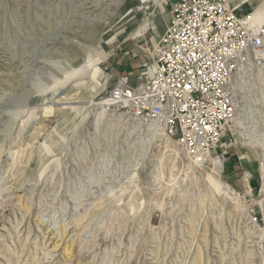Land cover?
Listing matches in <instances>:
<instances>
[{
  "label": "rangeland",
  "instance_id": "rangeland-1",
  "mask_svg": "<svg viewBox=\"0 0 264 264\" xmlns=\"http://www.w3.org/2000/svg\"><path fill=\"white\" fill-rule=\"evenodd\" d=\"M131 1L0 0V264H264V62L235 96L225 160L195 163L101 106L131 84L121 63L153 62L159 40L122 43ZM227 1L264 24V0Z\"/></svg>",
  "mask_w": 264,
  "mask_h": 264
},
{
  "label": "built area",
  "instance_id": "built-area-1",
  "mask_svg": "<svg viewBox=\"0 0 264 264\" xmlns=\"http://www.w3.org/2000/svg\"><path fill=\"white\" fill-rule=\"evenodd\" d=\"M263 62L264 24L252 14L227 0H178L138 84L118 81L107 100L163 129L195 163H214L226 158L235 96Z\"/></svg>",
  "mask_w": 264,
  "mask_h": 264
},
{
  "label": "crops",
  "instance_id": "crops-1",
  "mask_svg": "<svg viewBox=\"0 0 264 264\" xmlns=\"http://www.w3.org/2000/svg\"><path fill=\"white\" fill-rule=\"evenodd\" d=\"M177 2L178 0H164L161 10L162 15L155 16L154 19H150V21H144L143 14L136 11V5L138 6L139 1H131L130 10H133V12H131L132 15L135 13L132 18L135 20L134 18L137 17V20H131L127 26V33L126 36H124L122 43L133 49L135 45V42L133 41L141 43L142 47H145L146 45L149 47L153 46L166 32L167 22L172 13V7ZM133 49L131 51H134ZM130 58L131 59L128 63H121V70L128 75L131 84L136 86L139 82L140 75L145 71L144 66L146 61L144 60L143 63H141L133 56ZM229 170L231 172V169Z\"/></svg>",
  "mask_w": 264,
  "mask_h": 264
},
{
  "label": "bare ground",
  "instance_id": "bare-ground-1",
  "mask_svg": "<svg viewBox=\"0 0 264 264\" xmlns=\"http://www.w3.org/2000/svg\"><path fill=\"white\" fill-rule=\"evenodd\" d=\"M113 102L109 99V100H105L103 103H101V106H107V107H114L113 106ZM217 169H218V172L221 173L222 172V169H223V165L222 163H217ZM222 185V184H221ZM226 186H223L221 187L222 190H225Z\"/></svg>",
  "mask_w": 264,
  "mask_h": 264
}]
</instances>
